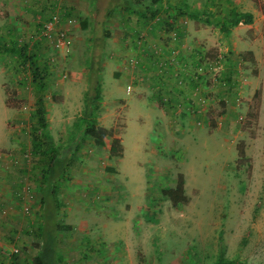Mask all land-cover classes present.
I'll list each match as a JSON object with an SVG mask.
<instances>
[{
  "label": "rangeland",
  "instance_id": "374dc122",
  "mask_svg": "<svg viewBox=\"0 0 264 264\" xmlns=\"http://www.w3.org/2000/svg\"><path fill=\"white\" fill-rule=\"evenodd\" d=\"M55 1L0 0V41L25 45L46 69L47 135L64 159L51 184L70 215L61 219L68 228L63 246L91 231L87 245L96 258L126 228L134 237L121 247L125 264H264V0H214L216 16L248 11L252 23L229 33L210 23L182 59L173 46L185 43L176 33L152 36L174 24L167 7L140 26L121 9L107 15V0H61V18L48 37L44 25ZM62 30L68 42L56 46ZM98 50L96 120L109 130L102 145L81 132L88 65ZM146 53L154 80L143 67ZM172 56L179 65L169 63ZM167 73L170 95L157 82ZM36 97L30 63L1 53L0 251L7 256L0 264H12L13 255L30 264L40 251L43 178L31 142ZM114 138L123 156L110 154ZM179 173L187 202L174 206L162 189L174 187ZM52 199L46 196L45 213ZM13 246L19 251L10 255ZM74 248H62L63 264H99L75 263Z\"/></svg>",
  "mask_w": 264,
  "mask_h": 264
},
{
  "label": "trees",
  "instance_id": "16d2710c",
  "mask_svg": "<svg viewBox=\"0 0 264 264\" xmlns=\"http://www.w3.org/2000/svg\"><path fill=\"white\" fill-rule=\"evenodd\" d=\"M116 3H112L110 7H107V15L112 13L115 10ZM124 9H128L129 7L121 4ZM150 6L145 7L147 13H150L151 16L155 14L156 10L150 9ZM189 16L193 18H199L200 16H204L208 18L210 16L207 8L202 7L199 11H191ZM253 21V14L251 12H236L234 14L229 15L224 18L220 23V28L225 33L230 32V27L235 26L239 23L250 24ZM205 22H209L208 19H205ZM105 34L103 37L108 35V31H104ZM95 38V36H94ZM101 37L96 36V40L99 42L94 43L97 47L101 48L102 43L100 40ZM25 45L17 47L14 44L8 45L5 42L0 41V54L1 53H17V55L23 57L30 63L31 72H32V82L35 86L37 97L35 100V108H34V117L36 122V127L31 134V142H32V151L37 156L38 161L40 163V170L42 174V198L41 205L43 209H47L45 203L46 196L53 197L52 205H50L51 210H56L59 208L58 200L55 198L57 193V186L51 184L53 177L60 171L62 163H64V159L59 157L56 153V148L50 142V139L47 135V126L48 122L46 119L47 110L45 107L44 101V92L47 87L46 80V69L43 66H38L35 63V56L29 55L25 53ZM251 54L250 51L240 54L241 60H247L246 55ZM101 52L98 50L96 61H90L88 65V77H89V88L86 92V102L85 107L82 113V134H85L92 138L93 142L102 145L104 142V138L109 135V130L105 127H101L97 125V109L99 107V102L102 98L101 95V87L99 84V59L101 58ZM257 94V91L254 93ZM109 152L111 155H122L123 147L120 144V140L118 138L112 139ZM162 193L166 195L171 203L174 206H177L181 203L187 202V197L184 192V177L183 174L179 173L177 175V180L174 187H170L167 189H162ZM40 235H43V231L40 232ZM55 253V248L53 247V241L48 239L46 242H42L40 245L39 253L33 258L30 264H56L53 262V254ZM13 261L12 264H22L18 261L15 255L12 256ZM58 263L63 264L62 257H57Z\"/></svg>",
  "mask_w": 264,
  "mask_h": 264
},
{
  "label": "crops",
  "instance_id": "0c3cea01",
  "mask_svg": "<svg viewBox=\"0 0 264 264\" xmlns=\"http://www.w3.org/2000/svg\"><path fill=\"white\" fill-rule=\"evenodd\" d=\"M112 3H116L115 10L121 9L122 12H125V15H123L124 19L135 21L140 26L145 24L149 18L151 17L150 13H147L145 10V7L150 6V9L156 10V12H159L163 7H167L168 9L172 10V15L174 17H171V19L174 20V24H170L169 29H158L159 31H155L152 33V36H155L156 38H167L169 34L176 33L177 34V42H184L185 44L180 46L176 44L173 47H178V51L180 53V57L182 59V52L184 51L186 56L190 53V47L193 42H195L196 39L202 40L204 36L206 35V28L209 27L208 25L210 23H216L219 26L220 31V23L223 21L225 17H219L216 16L213 12V9L211 8V5H213L214 0H107L106 4V11L107 7H110ZM121 4L124 6L129 7L128 9H124ZM202 7L207 8L210 16L208 18H205L204 16H200L199 18H193L189 16V13L191 11H200ZM154 15V14H153ZM179 15V16H178ZM184 16L186 18V25L182 22V19ZM205 19H208L209 22H205ZM125 20V21H126ZM243 24V23H242ZM231 28V27H230ZM170 30V31H168ZM224 32V31H223ZM184 47V48H182ZM182 54V55H181ZM186 56H183V62H185L186 66L190 67V62H186L185 59ZM151 56L146 53L145 62L143 64V67L146 69L147 73L152 74L153 80L154 78H157L155 67L151 66ZM169 74L167 73L165 76H160L157 79V82H159V86L162 85L164 87L162 91L169 93L172 88V83L168 84ZM171 85V87L169 86ZM169 88H168V87ZM174 86V84H173ZM181 91L178 89L177 93H181ZM184 92V91H183ZM170 95V93H169ZM171 103L173 100L177 99V97L173 96L171 98ZM163 117V115L160 113ZM160 116V117H161ZM123 156V155H122ZM61 208H58L56 210H51L45 213L47 211L46 209H43L39 214V221L38 225L36 227V231L38 232L36 235L38 245H42V242H46V240L50 239L53 241V247L55 248V253L53 256V262L58 263L57 257H64L62 252V248L70 246H75V248L71 251L72 253L76 254L74 256H71L73 259H75V263L81 262L83 260L87 261V259L94 260L98 262L99 264H125L127 261V254L124 251V248L121 249V247H124L125 241H131L134 237L132 234L131 229H126L125 227V233L120 238H115L113 243L108 245H101V248L104 250L99 252V249L96 253L99 255H96V258H93V254H91V251L94 250L91 247L87 245L88 239L90 236L91 231H86L83 233V239L79 240L80 242L74 244V240L72 242V245L63 246L64 239L66 240V233L68 230L67 226L61 222V219H64L65 216L69 217L68 213L60 210ZM46 214L50 216V221H46ZM15 216V215H14ZM81 218L84 217V214L80 215ZM49 222L48 225H46ZM123 227V226H122ZM43 231V235H40V232ZM138 233V232H137ZM67 249V250H68ZM95 251V250H94ZM102 253V254H101ZM1 255L5 257L7 256V253L5 251H0V259ZM67 258V256L65 255ZM76 257V258H75ZM129 260V259H128ZM130 261V260H129ZM132 263V262H131Z\"/></svg>",
  "mask_w": 264,
  "mask_h": 264
},
{
  "label": "built area",
  "instance_id": "2783aa9c",
  "mask_svg": "<svg viewBox=\"0 0 264 264\" xmlns=\"http://www.w3.org/2000/svg\"><path fill=\"white\" fill-rule=\"evenodd\" d=\"M54 1V0H53ZM56 4L58 5L57 8H54V10L52 11L49 20L45 23V28H46V32L45 34L50 37L51 36V31L54 29L55 25L59 22L60 18H61V11H60V4H61V0H57L55 1ZM70 22L71 20L67 19L66 22ZM55 40V44L56 46H61L63 44H65V42L67 41V37L65 36L64 31H59L56 35V37L54 38ZM169 63L174 67V65H179V61L177 57H171ZM179 83H181V80H179ZM128 88H130L128 86ZM19 251V249L15 246L12 247L10 255L12 254H16Z\"/></svg>",
  "mask_w": 264,
  "mask_h": 264
}]
</instances>
